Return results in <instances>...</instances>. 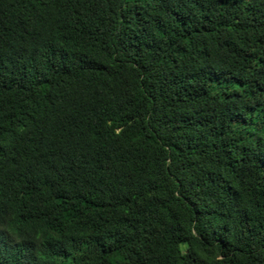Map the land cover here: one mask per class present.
Here are the masks:
<instances>
[{
  "label": "trees",
  "instance_id": "16d2710c",
  "mask_svg": "<svg viewBox=\"0 0 264 264\" xmlns=\"http://www.w3.org/2000/svg\"><path fill=\"white\" fill-rule=\"evenodd\" d=\"M0 264H264V0H0Z\"/></svg>",
  "mask_w": 264,
  "mask_h": 264
}]
</instances>
